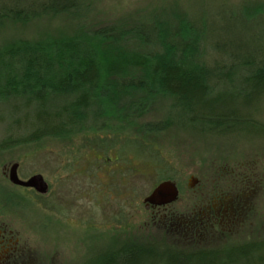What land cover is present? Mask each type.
<instances>
[{
    "label": "rangeland",
    "instance_id": "obj_1",
    "mask_svg": "<svg viewBox=\"0 0 264 264\" xmlns=\"http://www.w3.org/2000/svg\"><path fill=\"white\" fill-rule=\"evenodd\" d=\"M262 6L264 0H94L86 18L61 14L1 23L0 51L22 42L86 36L111 25L130 29L193 9L206 10L213 28L229 29V40L264 47V25H257L264 18L241 15ZM235 15L239 18L231 22ZM247 39L252 40L247 44ZM16 94L0 96V143L10 135H21L25 119L33 113L25 107V98ZM171 104L161 96L142 101L124 97L126 111L121 114L126 117L112 118V127L123 139L155 144L176 170L180 197L161 210L153 212L144 204L159 178V167L151 162L132 158L124 166L110 165V173L101 162L104 174L97 185L79 173L94 170L95 153L82 150L77 159L66 156L68 141L47 139L0 153V211L22 247L19 264H82L105 248L143 242L193 253L264 241V136L194 133L168 119ZM254 111L264 122V102ZM14 164H19L22 179L38 174L52 184L58 193L57 216L49 215L32 193L5 178ZM192 179L197 180L193 188Z\"/></svg>",
    "mask_w": 264,
    "mask_h": 264
},
{
    "label": "trees",
    "instance_id": "obj_2",
    "mask_svg": "<svg viewBox=\"0 0 264 264\" xmlns=\"http://www.w3.org/2000/svg\"><path fill=\"white\" fill-rule=\"evenodd\" d=\"M25 2L0 0V24L61 14L86 18L94 0ZM254 11L241 15L264 18L263 6ZM208 14L187 10L130 29L111 25L86 36L22 42L0 51V96L17 93L25 98V107L33 109L23 133L5 138L0 153L47 139L63 140L70 143L66 156L77 159L82 150L95 153L90 172L103 162L110 173V165L124 166L134 158L159 167L156 187L177 183L176 170L155 144L123 139L112 127L113 119L126 117L121 114L126 111L124 97L133 96L140 101L169 99L168 119L194 133L264 136V122L254 113L264 102V47L229 40V29L213 28ZM257 25H264L263 19ZM38 204L51 211L43 199ZM100 251L82 264H99L103 257L101 264H264V241L193 253L144 242Z\"/></svg>",
    "mask_w": 264,
    "mask_h": 264
},
{
    "label": "flooded vegetation",
    "instance_id": "obj_3",
    "mask_svg": "<svg viewBox=\"0 0 264 264\" xmlns=\"http://www.w3.org/2000/svg\"><path fill=\"white\" fill-rule=\"evenodd\" d=\"M66 171V170H65ZM109 172V171H108ZM80 177L84 179H88L90 181H93L98 185V181L101 179L100 174H104L101 169H96V172H90V175L85 174L84 172L80 171ZM99 173V174H98ZM5 178L9 179V171H6L5 173ZM18 175H19V169H18ZM38 175V174H36ZM35 176V175H34ZM33 177V176H31ZM30 177V178H31ZM21 180L27 181L30 178L27 179H22L21 176H19ZM11 183V182H10ZM48 184V183H47ZM177 184V183H176ZM12 186L17 187L22 189L23 191L32 193L34 195L35 199H47V204L50 207L51 211L50 214L56 215L55 211L57 210V203H56V198L58 197V193L53 192V186L52 184H48V193L45 195L37 193L34 189L30 188H23L20 186H16L11 183ZM179 192L181 194V190L179 185L177 184ZM180 197V196H179ZM39 207H41L39 204H37ZM169 206V205H168ZM145 207L149 210H152L153 212L156 210H161L164 208H167V206L163 207H153V206H148L145 205ZM56 209V210H55ZM57 216V215H56ZM22 257V247L19 245V240L15 238L14 232L12 231V228L8 222V219L6 215H3L0 211V264H19V261Z\"/></svg>",
    "mask_w": 264,
    "mask_h": 264
},
{
    "label": "water",
    "instance_id": "obj_4",
    "mask_svg": "<svg viewBox=\"0 0 264 264\" xmlns=\"http://www.w3.org/2000/svg\"><path fill=\"white\" fill-rule=\"evenodd\" d=\"M19 164H14L11 167L9 178L10 182L16 186L23 188L34 189L37 193L45 195L48 193V184L42 175H35L29 180L24 181L19 178L18 175ZM193 182L190 183V187L193 188L197 184L196 179H192ZM180 192L178 186L175 182L166 181L160 183L152 193L144 200L145 205H150L153 207H163L174 204L178 201Z\"/></svg>",
    "mask_w": 264,
    "mask_h": 264
}]
</instances>
